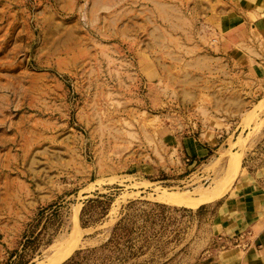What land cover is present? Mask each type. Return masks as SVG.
Here are the masks:
<instances>
[{"label": "rangeland", "instance_id": "obj_1", "mask_svg": "<svg viewBox=\"0 0 264 264\" xmlns=\"http://www.w3.org/2000/svg\"><path fill=\"white\" fill-rule=\"evenodd\" d=\"M263 15L264 0H0V264L44 263L64 239L79 246L60 264L241 248L218 224L264 167V80L240 58ZM215 186L195 209L159 199Z\"/></svg>", "mask_w": 264, "mask_h": 264}, {"label": "crops", "instance_id": "obj_2", "mask_svg": "<svg viewBox=\"0 0 264 264\" xmlns=\"http://www.w3.org/2000/svg\"><path fill=\"white\" fill-rule=\"evenodd\" d=\"M261 20L264 25V15ZM245 27L242 35L244 38H238V43L244 41L242 45L249 47V30ZM261 45L258 41L253 43L256 55H252L246 48L241 49L240 58H244L245 65L242 66H252V70L261 73L264 80V44ZM190 150L192 154L197 155L204 149L199 143H193ZM235 190L237 188L233 187V192L224 203V216L218 225L226 236L225 240L239 241L241 248L228 249V255L221 256L209 264H264V167L260 175L254 172L251 179H245L238 191Z\"/></svg>", "mask_w": 264, "mask_h": 264}, {"label": "bare ground", "instance_id": "obj_3", "mask_svg": "<svg viewBox=\"0 0 264 264\" xmlns=\"http://www.w3.org/2000/svg\"><path fill=\"white\" fill-rule=\"evenodd\" d=\"M234 168L236 169V166H234ZM235 173H236V171H235ZM230 182H232V180H230ZM220 187L215 186L212 189L211 188L209 189V187H208L207 189H205L203 191L199 190L201 192L199 193L198 196H194V195H192V193H187V192L182 193V192H171V191L164 190L162 192L161 196L159 197V199H160V201L164 202L165 204L168 203V204H172V205H176V206H182L185 208L195 209L202 204L209 203V202H212L216 199H219L222 195V191H221ZM222 187H223V185H222ZM228 187H230V184L228 185ZM75 216L77 219V213ZM76 221H78V220H76ZM74 230H76V229H74ZM74 230H73V233H74ZM75 236H76V233H75ZM73 238H75V237H73ZM73 238H71V239L74 240ZM65 240L66 239L62 240V242H59L57 245H55L52 248L51 254L48 257L47 261L46 262L43 261L44 263H40V264H60L74 248L79 246L77 244V242L73 243V245L71 243L70 246H69V244L64 245ZM72 240L69 239V242ZM67 242H68V240H67ZM66 245H68V246H66Z\"/></svg>", "mask_w": 264, "mask_h": 264}]
</instances>
